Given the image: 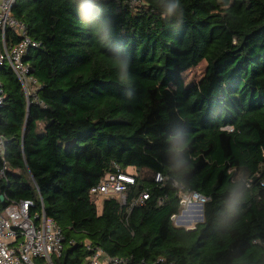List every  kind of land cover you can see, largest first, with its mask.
<instances>
[{
    "label": "trees",
    "instance_id": "16d2710c",
    "mask_svg": "<svg viewBox=\"0 0 264 264\" xmlns=\"http://www.w3.org/2000/svg\"><path fill=\"white\" fill-rule=\"evenodd\" d=\"M174 2L11 8L39 42L24 56L38 87L27 99L0 64V210L31 200L33 218L43 203L63 234L54 264L98 250L122 264H264V0H178L169 15ZM115 165L135 182L123 205L109 196L98 210L90 188ZM187 191L207 197L193 229L171 218Z\"/></svg>",
    "mask_w": 264,
    "mask_h": 264
},
{
    "label": "built area",
    "instance_id": "2783aa9c",
    "mask_svg": "<svg viewBox=\"0 0 264 264\" xmlns=\"http://www.w3.org/2000/svg\"><path fill=\"white\" fill-rule=\"evenodd\" d=\"M15 0H0V64L11 67L14 75L22 84L25 95L34 94L37 89L36 79L29 74V65L24 62V56L31 48L39 46V42L26 34L24 24L11 14ZM6 28L15 30L20 40L17 44L7 46L4 38ZM2 101L0 88V104ZM4 137L0 135V154L4 150ZM0 176H4L3 171ZM160 173H156L154 180L162 181ZM133 172L121 171L115 165L112 172L106 173L99 182L90 188V194L96 196H114L123 205L126 202V191L129 185L134 184ZM144 190L132 200V204H141L148 198ZM40 197V195H39ZM207 197L196 191L180 193L182 210L172 215L176 225L189 227L194 218L199 216V206ZM42 203V199L40 198ZM31 200L12 201L0 210V264H54L53 259L62 250L63 234L59 225L44 213L43 203L40 214L30 217ZM123 259L108 257L98 250L89 261V264H122Z\"/></svg>",
    "mask_w": 264,
    "mask_h": 264
},
{
    "label": "rangeland",
    "instance_id": "374dc122",
    "mask_svg": "<svg viewBox=\"0 0 264 264\" xmlns=\"http://www.w3.org/2000/svg\"><path fill=\"white\" fill-rule=\"evenodd\" d=\"M205 68H206V62L202 61L196 67L190 68L187 71H185L182 74L183 79H184V83L190 84V83H193V82H196L197 80H199L204 75ZM126 170L129 172H135L133 167H127ZM104 198H105L104 196H100L99 198L96 199L95 202L97 204L98 210L101 209L102 201ZM198 215H199V213H198ZM197 222H199V220L194 218V220H192L191 223L188 224L187 226L192 227Z\"/></svg>",
    "mask_w": 264,
    "mask_h": 264
},
{
    "label": "clouds",
    "instance_id": "9594fccd",
    "mask_svg": "<svg viewBox=\"0 0 264 264\" xmlns=\"http://www.w3.org/2000/svg\"><path fill=\"white\" fill-rule=\"evenodd\" d=\"M177 6H178V0H177V2H174V3L169 4L167 6V8H166V12L169 15H171L174 12V10L177 8ZM121 67H122V69L125 68L126 67V64L123 63V62H121Z\"/></svg>",
    "mask_w": 264,
    "mask_h": 264
},
{
    "label": "water",
    "instance_id": "95a60500",
    "mask_svg": "<svg viewBox=\"0 0 264 264\" xmlns=\"http://www.w3.org/2000/svg\"><path fill=\"white\" fill-rule=\"evenodd\" d=\"M3 197H1V199H2ZM202 218H203V213H202V205H200L199 206V216L197 217V219L199 220V221H201L202 220ZM194 227L192 226V227H187V229H193Z\"/></svg>",
    "mask_w": 264,
    "mask_h": 264
}]
</instances>
